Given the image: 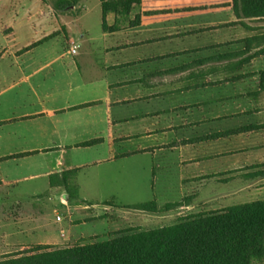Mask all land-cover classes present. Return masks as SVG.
<instances>
[{
  "label": "crops",
  "instance_id": "crops-1",
  "mask_svg": "<svg viewBox=\"0 0 264 264\" xmlns=\"http://www.w3.org/2000/svg\"><path fill=\"white\" fill-rule=\"evenodd\" d=\"M232 7L140 0L109 11L105 30L100 3L98 28L79 33L71 25L91 8H54L59 29L33 46L28 17L15 19L0 34V205L55 191L67 202L66 184L96 187L138 156L151 158L153 178L176 173L181 207L264 199V43L236 44L263 36L264 20L234 25ZM0 221L13 235L15 220Z\"/></svg>",
  "mask_w": 264,
  "mask_h": 264
},
{
  "label": "rangeland",
  "instance_id": "rangeland-1",
  "mask_svg": "<svg viewBox=\"0 0 264 264\" xmlns=\"http://www.w3.org/2000/svg\"><path fill=\"white\" fill-rule=\"evenodd\" d=\"M212 1L228 2V0ZM56 3L57 0H0V34L13 32V25L17 26L15 19L20 17L23 20L27 16L28 24L25 30L28 33V43L32 46L36 45L38 38L52 33L54 29H59L58 25L61 24L59 17L57 20L53 14ZM85 3L91 10L81 20L71 25L76 33L86 25L94 30L98 28L101 0L78 1V5ZM34 30L40 31L39 37H36ZM51 35L43 39L51 41ZM151 161L149 156H138L118 162L124 164L122 169L119 166L115 167L109 173L107 181L96 187L90 183L88 187H82L81 191H78V195L87 196L91 200L100 195L104 200H108L107 203L99 206L78 203L77 199L62 202L60 198L55 197L51 200V195H55L56 191L46 192L40 199L28 197L23 203L0 205V220L8 218L15 220L9 225L14 228L13 235L4 237L1 236L0 231V261L38 244L64 246L97 241L118 230L130 227L154 228L171 224L182 215L207 210L201 207L191 209L181 207L186 205L189 199L181 194L178 176L161 168L156 170V176L153 178ZM66 191L74 195L75 185L70 183ZM152 200L156 201L158 208L156 214L134 207L136 204L148 203ZM167 207L170 209L165 211ZM58 215L61 216L60 220L57 218ZM20 226L22 230L24 229L23 233L19 230ZM62 230L65 236L62 235ZM255 264H264V258L256 261Z\"/></svg>",
  "mask_w": 264,
  "mask_h": 264
},
{
  "label": "trees",
  "instance_id": "trees-1",
  "mask_svg": "<svg viewBox=\"0 0 264 264\" xmlns=\"http://www.w3.org/2000/svg\"><path fill=\"white\" fill-rule=\"evenodd\" d=\"M79 0H57L55 9L66 11ZM140 0H101L104 23L109 11L130 8ZM237 20H264V0H233ZM223 27V26H222ZM264 43V35H256L236 44L252 46ZM226 44L219 45L224 48ZM211 47H206L210 49ZM216 48V46H215ZM264 52V49H263ZM259 53V52H258ZM76 170L68 172L74 175ZM69 184H66V188ZM67 195L68 202L77 199ZM156 214V201L134 205ZM167 207L165 211H168ZM264 258V199L234 204L219 209L193 212L178 217L167 225L154 228L130 227L115 231L97 241L72 245L38 244L18 251L0 264H255Z\"/></svg>",
  "mask_w": 264,
  "mask_h": 264
},
{
  "label": "built area",
  "instance_id": "built-area-1",
  "mask_svg": "<svg viewBox=\"0 0 264 264\" xmlns=\"http://www.w3.org/2000/svg\"><path fill=\"white\" fill-rule=\"evenodd\" d=\"M78 48H79V45L74 44L73 47L71 48L72 53H76ZM57 218H58V220H60L61 216L58 215Z\"/></svg>",
  "mask_w": 264,
  "mask_h": 264
}]
</instances>
